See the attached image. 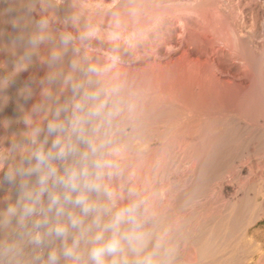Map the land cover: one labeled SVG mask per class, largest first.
<instances>
[{
    "label": "bare ground",
    "instance_id": "obj_1",
    "mask_svg": "<svg viewBox=\"0 0 264 264\" xmlns=\"http://www.w3.org/2000/svg\"><path fill=\"white\" fill-rule=\"evenodd\" d=\"M27 1L29 3V0ZM43 1L44 3L48 2L46 0ZM168 1L169 0H86L84 3L82 0L81 2L82 4L84 3L88 6L90 5V7H94L93 5H95L98 8H103L106 11L108 10L107 13L104 10V14L106 13L108 16V14L111 13L112 15H110L111 17H114V21L120 23L125 28H130L133 33V37L136 40L135 47L128 48L125 51L123 50L122 52H114L118 56L129 58L133 63L132 66L126 68L124 74H121L119 72L118 74L114 73V75H110L109 73V75L111 76V83L119 82L123 85L122 91L124 95H122L123 97L125 96L124 100L132 105V110L130 112H125L120 120L124 121L125 124H130V130L133 131L139 128L137 123L142 118L148 115L152 114L153 116L156 115L160 118H158L160 123L157 125V127H153V134L150 135L148 139H130L129 144L131 151L129 152H131V154L133 155L131 158L133 160V163L131 164L125 158L121 159L120 163L121 165L131 167L133 174L130 173L132 178H129H131L132 182H124V184L126 185V187H147L146 185L149 186L147 188H149L148 192L151 191V202L147 204V207L150 213L152 212V208H154V212L159 211L157 214L161 215L160 212H164V209L167 206L169 207V205L171 204H189L190 201H186V196L189 197L192 193L195 192L197 188H203L202 185H204V177L206 176V174L204 176V170L207 164V160L209 159L208 156L211 154L212 149L221 141H224L223 139L229 137L232 133V130H234V133H236L235 131H237L239 134L244 135L248 138V142L246 143L250 144V147L249 145L247 146L249 147V149L246 152L249 155V159L247 160L243 158L242 153L241 155L240 153L237 154V156L234 155L231 161L235 163V167L233 170L227 171V179L230 180L229 183L221 181V184H218V188L215 186L217 183L214 186L218 189V192L216 193L218 194V197L220 199V205H218V209L221 217L220 222H222V226H224L223 233L226 234L228 232H226V230L229 229L228 225L230 224V220H237V223H235V226H233V228L235 227V229L237 230L240 229L239 235L241 236V238L248 242V250L246 249L247 254L246 251L242 252L241 250H239V253L241 251L243 254H245V256L241 255V257H243L237 264H241L240 262L248 264L253 259L254 254L261 253V247L257 243L253 242L250 237L247 238V232L249 227L256 223L260 218V209L263 208L259 205L260 201H258V195L260 196L262 189H264V178L260 179L257 177V170L260 167L259 163L264 166V159L260 161L259 159L261 158L258 159L256 154L258 149L257 145L259 144V138H261V135L264 136V41L258 40L259 38L264 39V0H186L184 2H182L183 0H173L170 2ZM44 5L46 6V4ZM135 5L138 6L137 9L133 8L136 7ZM23 7H25V5ZM46 9L48 8H45L44 10L46 11ZM50 9H52V6L50 7ZM90 10H92V8ZM171 10L175 12V18L170 13ZM18 12L20 13L21 11ZM13 14H11L10 16H14ZM20 16H22L21 13ZM107 16L102 17L107 18ZM30 18L31 17H29V19ZM107 20L108 19H106V22H108ZM4 21L6 22V20ZM31 21L29 20V22ZM107 24H110V22ZM143 25L152 27L144 33H141V27ZM12 26L13 25H11V27ZM24 26L26 28V25ZM108 28L106 30H108ZM6 30L7 34H9L11 38L16 39L15 41L17 43L19 42L20 37L23 36V32L18 31L19 33H21L18 34L15 29L12 31V28H10L8 25H6ZM30 30L31 32L33 31V29ZM55 31L57 30L55 29ZM0 33L3 32L0 31ZM107 33L109 34V32ZM27 34L26 36L28 37ZM141 35L144 37L143 43L140 40ZM33 37H35V34L33 35ZM215 39H218L221 42L223 48L219 47L220 45L218 46L219 48L215 46L214 42H217V40L215 41ZM19 43V45L17 44V48L19 47L21 49H24L25 47L22 45L23 43ZM47 43H41L39 45V48H37L40 50V54L38 53V60L36 58L38 64L34 69V76H41V72L44 69L42 68V66L45 64H43L44 54L48 53L46 52V47H48V45L45 46ZM140 46L141 51L138 50ZM19 48L18 50H20ZM26 49L22 51L28 52V50ZM166 50L169 51V53H167ZM140 53L144 54L146 57L144 56V58L141 59L133 57L135 54L137 55ZM164 53L166 56V59L164 61L156 60L153 57L151 58V55L162 57L164 56ZM20 55H22V53ZM23 55H25V53ZM48 61L47 63H49ZM50 68L49 71H51ZM111 74H113V72ZM57 86H59V84ZM40 92H42V90ZM148 104H152L151 108L147 107ZM46 111L48 112V110ZM32 119L34 118L32 117ZM241 135H239V137ZM119 146L123 149L120 154L121 156L123 155V153H128L126 147L129 146H126L123 143ZM146 156H149V158H146ZM151 176L154 178L152 179ZM157 178H159L161 182L156 183ZM247 186L249 187L248 192L244 191V187ZM12 188L13 190H15L14 187ZM204 189L200 190L199 193L195 195V198L191 200V202H198L200 203V206L205 205V202L207 200L206 197H208L209 193L207 194ZM126 193L127 192H125V194ZM116 194H118V192ZM247 199H249L252 204V209H250V211L248 210L249 213L248 211L245 212V200ZM125 200L126 199H124V201ZM124 201L123 203H125ZM120 204H122V202ZM1 212L3 211L1 210ZM174 213H170L169 217H167L168 220L166 222L172 228L176 229L180 225L179 217L181 218L182 216H177ZM191 214L192 213L190 212V214L185 218L192 217ZM0 216H4V214ZM194 217H196L195 213ZM200 218L201 217H197V226L195 225V223L194 225L196 227L193 230L191 229V231H197L200 224L204 222V219ZM188 221L191 220L189 219ZM181 223H183V221H181ZM206 223L208 225V222ZM190 226L189 227L192 228L193 225ZM169 231L171 233L170 229ZM183 233H181L180 236ZM161 236L163 237V234ZM175 236H178V234ZM185 236H187V234ZM172 237L174 236L172 235ZM210 241H213V239L210 238V233L209 235L206 234L204 236L197 234L193 239H185L183 242L180 241L181 243H178L179 245H177L176 248L174 247V252L172 250L173 253L171 252L172 254H170V264L174 262L176 264H201L204 262L205 264H231V262H234V264L236 263L234 259L237 258V256L233 257L235 256L233 254L237 252L236 250V252H234L233 250L229 252V250H227V248L225 247L224 251H228V253H225L223 249L220 248L224 253L216 255V253L218 254L220 249L218 248V246L215 247L213 245V247H209L208 243ZM176 249H178V252L176 251ZM179 250L182 252V254L176 255L175 252L179 253ZM239 253L238 257L240 256ZM239 259L240 258H237V260Z\"/></svg>",
    "mask_w": 264,
    "mask_h": 264
},
{
    "label": "rangeland",
    "instance_id": "obj_2",
    "mask_svg": "<svg viewBox=\"0 0 264 264\" xmlns=\"http://www.w3.org/2000/svg\"><path fill=\"white\" fill-rule=\"evenodd\" d=\"M19 1H21V2H19ZM37 1L34 0V3H33V0H31V3H32L31 4L30 0H29V3H28L27 0H7V1L6 0H0V28H1L0 31L3 32V33H0V154L8 153V150H9L11 144L14 143V142H21L22 141L24 143V144H22V147L19 150H17L15 153L10 154L9 159H8L6 164L0 166V179H2L4 172H6L8 170V168L13 167L14 165L20 163L22 158H23V156L27 155L30 150H32L34 147H40L42 145L43 139L47 135V133H46L47 123L54 119L53 113H54L55 108L58 107L59 105H63L65 103H69V102L72 101L73 93H72V90H71V86L69 84L67 85V84L64 83V79L65 78H67L68 76H71L74 81H81V80H84L86 78L84 73L81 70L82 69H86L89 65H93L94 64L96 66L98 65V66H101V67L102 66L111 65L112 66L111 70L108 73H106V75H103L101 77H90V78H92L94 80H98L99 81V84L97 86H105V85L111 84V81H110L111 80L110 79L111 76L110 75H114V73L118 74L119 72L121 74L122 73L124 74L125 69L131 67L132 64H133L132 61L129 58H124V57L118 56V55H116L114 53V52H119V51L122 52L123 50L125 51L128 48L135 47L136 40L133 37V33H132L130 28H125L120 23H117L116 21H114V17L113 16L111 17L112 14L110 12L109 13L111 15L108 14V16H107L106 13L108 12V10L106 11L103 8H98L95 5H93L94 7H92V6L90 7V5L88 6L87 4H84L86 0H83V2H84L83 4L81 3L82 0L81 1L80 0L79 1L78 0H66V1L62 0L63 2L61 0H59V1L58 0H52V1L51 0H46V1H48L47 3H44L43 0H37ZM40 1H42V2H40ZM170 1H173V0H169L168 2H170ZM184 1H186V0H183L182 2H184ZM35 2H36V4H35ZM20 3H21V5H20ZM43 3L46 4L47 7ZM53 3L55 4V7H54ZM60 3H61V5H60ZM66 3H67V5H66ZM24 5H25V7H23ZM51 6H52V9H50ZM135 6L136 7H133V8L137 9L138 6L137 5H135ZM23 8H25V9H23ZM45 8H48L49 10L46 9V11H45L44 10ZM91 8H92V10H90ZM104 10L106 11L105 14H104ZM18 11H21L20 13H21L22 16H20V13ZM13 12H14V14H13ZM94 12H95V14H94ZM99 12L103 13L104 15L100 14ZM173 12L174 11L171 10L170 13L175 18L176 15H175V12L174 13ZM11 14H13L14 16H10ZM83 14H85L86 16L83 15ZM142 14H144V13H142ZM28 16L31 17L32 19L31 18L29 19ZM93 16H94V18H93ZM102 16L103 17L107 16V18H103ZM4 17H6V18H4ZM12 17H14V18H12ZM18 17H20V18H18ZM10 19H12V20H10ZM106 19H108L107 20L108 22H106ZM4 20H6V22ZM13 20L15 22H17V20H18V22L16 23L15 27H13V26L11 27V25H13V22H14ZM29 20L30 21L32 20L31 22L33 24L31 22H29ZM41 20H44V21L47 22V25H46L47 27L44 28L43 30H40L37 27ZM96 21H98V22H96ZM9 22L11 23V25H10ZM109 22H110V24H107ZM6 25H8L10 28H12V31L15 29V31L18 34H21L19 32H23L22 33L23 36L20 37V39L19 38L18 39H19V42L23 43L22 45L25 47L24 49L27 48L26 50H28V52L26 50H25L26 52L22 51L24 49L23 48L21 49L19 47L18 48L20 50H18L17 46L20 43L19 42L17 43L15 41L16 39L11 38V36L9 34H7ZM24 25H26V28H25ZM28 26H30V27H28ZM95 26L98 27V28H96ZM144 26L145 25H143L141 27V31H142L141 33H144L145 31L149 30L152 27V26H148V25L145 26V27ZM143 27H144V29H143ZM47 28H48V30H47ZM107 28H108V30H106ZM30 29H33V31L31 32ZM55 29L57 31H55ZM128 29H130V30H128ZM53 31H55V32H53ZM163 31H164V29H163ZM27 32H28V34H27ZM34 32H36V33H34ZM107 32H109V34ZM112 32H114V33H112ZM29 33H32L33 35L35 34V37H37V38L38 37H43V40H42L43 42L41 41L37 46L32 47L27 42V41H29L31 39V37L33 38V35L29 34ZM88 33H92V35H90V36L86 35ZM94 33H95V35H94ZM128 33H130V34H128ZM26 34L28 35L29 39L26 36ZM46 34H47V36H46ZM65 35L67 37H70V39H69L67 44L63 43V41H62V38L66 37ZM96 36H98V37H96ZM99 36H101V37H99ZM23 37L25 38V40H24ZM72 37H73V39H72ZM82 37H85V38H82ZM86 37H87V39H86ZM110 37H113V38H110ZM18 39H17V41H18ZM140 40H141L142 43L144 42V37L142 35L140 36ZM216 40H217V42L216 43L214 42L215 46L218 47L220 45L219 47L223 48L221 42L218 39H215V41ZM258 40H263L264 41L263 38H259ZM50 41H52V42H50ZM95 42H96V44H95ZM41 43H44V44L47 43L45 46L48 45V47H46V52H48L49 55H48V53L47 54L45 53L46 55L44 54L43 64L44 63L45 64L42 66V68H44V69L41 72L42 73L41 76H39V75L34 76L35 75V70L34 69L36 68V66L38 64V61H36V58L38 60V55L40 54L39 53L40 50L37 49V48H39V45ZM55 43H56V46H55ZM24 44H26L28 46H26ZM119 45H120V47H119ZM51 46H52V48H51ZM47 48H49V49H47ZM54 48H56V49H54ZM111 49H112V51H111ZM140 49H141V46L138 48V50L141 51ZM167 50H169V49H167ZM167 50H166V52L169 53V51H167ZM21 53H22V55H20ZM24 53H31L33 55V56L31 55V61L30 62H24V63L20 62L21 61L20 58H22L24 56L23 55ZM58 53L60 54V56H61L60 58L61 59L53 62L52 61L53 54H58ZM85 54H86V56H85ZM103 56H105V57H103ZM144 56H145L144 54L140 53V54H137V55L135 54L133 57H137V59H141V58H144ZM152 57L155 58L156 60H161V61L162 60L164 61L166 59L165 53H164V56H162V57H159L157 55L156 56L155 55H151V58ZM89 58H90V60H89ZM91 58H92V60H91ZM94 58H95V60H94ZM44 60H45V62H44ZM46 60L47 61L50 60V61H48L50 64L47 63ZM105 60H108V61H105ZM73 62H76V64H77V67L75 69L72 66ZM123 62H125V63H123ZM50 66H51V68H50ZM49 68L51 69L52 72L49 71ZM49 72H51V73H49ZM112 72H113V74H111ZM52 73H53L54 76L57 77V80L54 83L49 84L48 77H49V75H52ZM109 73H110V75H109ZM25 78H28V79H25ZM34 83H35V85H34ZM54 84H55V86H54ZM58 84H59V86H57ZM25 88L30 89L31 92H32V96L29 99H27V101H25V99L23 97V93H24ZM41 90H42V92H40ZM44 92H46V93L50 92L51 96L53 97V99L49 100V101H46L45 100V94L46 93H44ZM122 94H123V91H122ZM123 95H122V97H123ZM124 98H125V96L123 97V99ZM60 103H62V104H60ZM39 104H46L45 110L34 113L32 109L34 108V106L39 105ZM151 106H152V104H150V105L148 104L147 107L151 108ZM46 110H48V112ZM125 112H128V111H125ZM29 114H30V116H29ZM39 114H41V115H39ZM65 115H68V114L62 113L61 114V119H63L65 117ZM32 117L34 119H32ZM158 118H159V116H156V115L153 116L152 114L142 118L137 123L139 128L135 129L133 131L130 130V124H128V123L125 124L124 121L120 120L119 123H118V126H117V130H116L117 134L115 133L116 134L115 138H116V141H117V145L119 146L120 144L123 143V144H125L126 146H129V147H126V150L128 151V153H123L122 156L119 155L116 158L119 159L120 161H121V159L125 158L132 164L133 160L131 158H132L133 155L131 154V152H129V151H131L130 150V144H129L130 139H132V138L148 139L149 136L153 134V127H157V125L160 123L159 122L160 118L159 119ZM122 122L124 123V126H123ZM30 123H31V126H30ZM32 124H33V126H32ZM152 124H153V126H152ZM31 127H32V129L35 128V127H41L43 129H45V131L41 133V136H43V135L44 136L43 137L40 136L39 137L40 139H38V141H37V143L35 145L30 143V141H31V130H32ZM231 132H230L231 134L229 133L230 136L225 138L227 140L223 139L224 141H221L218 145H216L212 149L211 154L208 156L210 160L209 159L207 160V164H206L205 170H204V176H205V174H206V176L204 177L205 181L203 183L204 185H202L203 188L202 187L201 188H197L195 190V192L192 193L189 197L186 196V201H188V202L190 201L189 204H184V205L183 204H180V205L171 204V205H169V207L167 206L164 209V212H162V211L160 212L161 215L157 214L159 211L158 212H154V208L151 209L152 218H153V221H154L155 227H156L155 228V231H156L155 235H156L157 238L158 237L160 238V236L163 234L164 238L162 236H161V238H163V241L165 242V245L167 244L166 247L169 248L170 254H172L174 252L176 246L179 245L181 242H183L185 239L186 240L187 239L190 240V239H193L197 234H199L201 236H204L206 234L209 235V233H210V238L213 239L212 242L210 241L208 243L209 247H211L213 245L215 247L218 246V248L219 249L220 248L223 249V251H224L225 247L227 248V250H229V252L232 251V250L234 252L237 251L236 253L233 254V255H235L233 257L237 256V258H240V259L237 260V258H235L236 259V260L234 259V261H236L235 264H237V263H239V261H241V259L243 257V256L241 257V255L245 256V254H243L242 252L246 251V254H247L248 242L246 240H244L243 238H241V236L239 235L240 234V232H239L240 229L237 230V229H235V227L233 228V226H235V223H237V220H234V219L230 220V224L228 225L229 229L226 230V232L227 231L228 232L226 234L223 233L224 226H222V222H220L221 221V217H220V213H219V209H218V207H219L218 205H220V199L218 197V194L216 193V192H218L217 188L221 184V181L229 183L230 180L227 179L228 178L227 177L228 176L227 175V171H231L235 167V163H233L231 161L232 158L234 157V155L237 156V154L240 153V155H241V153H242L243 154L242 155L243 158H245L247 160L249 159V155L246 153L247 150L250 147V144L246 143V142H248L247 141L248 138L245 137L244 135L239 134L237 131H235L236 133H234V130H232ZM237 134H239L241 136L239 137V135H237ZM29 135H30V137H29ZM23 137H24V139H23ZM230 137H231V139H230ZM260 137L261 138H259V144L257 145L258 149L256 147V149H257L256 156H257L258 159L261 158L259 160L262 161L264 159V136L261 135ZM55 138H56L55 136H47V141L48 142H47V144H44L43 147L46 150L51 148L52 141ZM244 142H245L246 145L244 144ZM233 143H234V145H233ZM248 145H249V147H247ZM27 147L30 148V149H28ZM259 150H260V152H259ZM262 154H263V156H262ZM146 158H149V156H146ZM53 163L58 167V169L62 173L64 164H71V161L70 160L69 161H65V162L54 161ZM122 166L125 169V174H124L123 177H112V179L106 177L105 181H104L110 188H112L113 190L115 189L114 190L115 193L118 192V194H116V197L118 198V199H116V207L117 206L118 207H120V206L122 207V206L125 205V203L128 202V200L126 198L127 197V193L125 194V192H127V190H126L127 187L124 184V182H126V183H128V182L131 183L132 182L131 174H133V173H132L131 167L130 166H126V165H122ZM259 166L260 167L257 170L258 171L257 172V174H258L257 177L260 178V179H263L264 178V166L261 165L260 163H259ZM129 177H131V178H129ZM127 178H129V179H127ZM151 178L153 179L154 177L151 176ZM34 180H35L34 177L31 178L30 183H34ZM157 182H161V180L159 178H157L156 179V183ZM209 183H211V184H209ZM119 184H121L122 186L119 185ZM146 186L149 187L148 185H146ZM12 187H14L15 190H13ZM147 187H144V186H139L138 187L137 186L136 188H137V190L139 189V192H140L141 196L143 195L142 197L145 200H147V204H149V202H151L150 201L151 191L148 192L149 188H147ZM248 188H249L248 186L244 187V191L248 192V190H249ZM202 189H204V191L207 194L208 193L209 194H208V197H206L207 198V200L205 202L206 204L200 206V203H198V202L195 203V201L191 202V200H193L195 198V195H197L199 193V191L202 190ZM15 191H17V190H16V187L13 186V185H9L7 183L0 184V213H1L0 215H3V214L5 215L9 205H11V204L15 205L14 202L16 203L17 198H18V193L15 192ZM209 191H211V192H209ZM214 191H215V193H214ZM146 193H147V195H146ZM125 195H126V197H125ZM10 196H12L13 198L10 197ZM92 198L93 199H97L98 197L96 196V194H93ZM124 199H126V200L124 201ZM208 199H209V201H208ZM8 201H9V203H8ZM118 201H120V202H118ZM123 201L125 203H123ZM249 201H250L249 199L245 200V212H247L248 210L250 211V209H252L251 201L250 202ZM258 201H260V203H259L260 207H263V208L260 209V218L257 220L256 223H254L252 226L249 227L248 232H247V238L250 237L253 242L257 243L261 247V253L260 254L259 253L254 254L253 255V259L248 264H264V214H263V209H264V189H262V191L260 193V196L258 195ZM121 202H122V204H120ZM44 203H45V205L47 204V196L44 197ZM193 204H194V206H193ZM261 204H262V206H261ZM6 206H8V207H6ZM213 208H215V209H213ZM3 209H5V210H3ZM186 209H187V211H186ZM1 210L3 212H1ZM69 211H73L76 214H79V209H75V208L69 207ZM188 211H189V213H188ZM249 211H248V213H249ZM171 212L176 214L177 216H179V215L182 216L181 218L179 217V220H180V225L179 226L180 227L178 226V228H176V229L172 228L166 222L168 220L167 217H169ZM190 212L192 213L191 214L192 217L185 218L187 215L190 214ZM194 213H195L196 217H194ZM0 217H2V216H0ZM163 217H164V219H163ZM197 217H201L200 219H204V222H202L200 224V226L198 227L197 231H191V229L193 230L197 226V222H196ZM42 218H43L42 216L36 215V216L32 217L31 219L33 221H35V220H41ZM189 219L191 221H188ZM49 220H50V224H54L55 223V218L54 217L50 216ZM87 220L90 221L91 217H88ZM181 221H183L184 224L181 223ZM184 221H186V222H184ZM205 221L208 222V225H207V223ZM13 223H14L12 225L13 227L12 226L9 227L10 229L9 228L8 229L7 228L0 229V244L11 242L15 238V232L18 230L17 229L18 226L16 225L15 222H13ZM189 224L193 225L192 228H190L191 226ZM205 225H207V226H205ZM162 228H165V229H162ZM180 228L181 229L183 228L182 229L183 231ZM167 229H168V231H167ZM169 229L171 230V233H170ZM211 229H213V230H211ZM180 230H181V232H180ZM40 231L43 232L44 230L41 229ZM164 231H166V232H164ZM183 232L185 233V235L187 234V236H185ZM230 232H232V233H230ZM181 233H183V234L180 236ZM177 234H178V236H175ZM172 235L174 237H172ZM191 236L192 237L194 236V237L192 238ZM182 237H184L185 239L182 238ZM172 238H174L175 241ZM231 239H233V240H231ZM68 242L69 243L71 242V238H69ZM221 242H222V244H221ZM172 243H174V244H172ZM224 243H226V244H224ZM215 244H217V245H215ZM61 246H62V241L60 239H57V238H54V237L53 238H47L46 244L44 246H42V247H39V248H37V247H35L33 245H26L24 247V256H23L22 264H30L31 257L33 255H35V254L42 255L43 258L46 260L47 257H48L49 252H51L53 250H57L58 251L61 248ZM242 247H243V250H242ZM221 249H220L221 253L219 251L218 254L216 253V255L223 254L224 252L228 253L227 250L223 252ZM172 250H173V252H172ZM239 250L242 251V252L240 251L241 254L239 253ZM176 251L178 252V249H176ZM177 252H175L176 255H181L182 254V252L180 250H179V253H177ZM238 253L240 255L239 257H238ZM257 257H259V258H257ZM174 263H171V264H174ZM240 263L242 264L243 262H240ZM59 264H69V262L68 261L66 262L63 258H61ZM201 264H205V262L201 263ZM216 264H219V263H216ZM231 264H234V262H231Z\"/></svg>",
    "mask_w": 264,
    "mask_h": 264
},
{
    "label": "clouds",
    "instance_id": "obj_3",
    "mask_svg": "<svg viewBox=\"0 0 264 264\" xmlns=\"http://www.w3.org/2000/svg\"><path fill=\"white\" fill-rule=\"evenodd\" d=\"M46 25L41 20L37 27L43 30ZM69 39L66 36L62 41L67 44ZM42 40L43 37H33L28 44L35 47ZM59 59V54H53V62ZM30 61L31 53H25L20 62ZM72 66L75 69L76 62ZM111 67L89 65L81 70L84 80L74 81L71 76L64 79L71 86L72 101L55 108L42 145L30 150L0 179V184L13 185L18 193L15 205L0 217V229L11 227L13 222L18 226L15 238L0 244V264H22L26 245L39 248L53 237L62 241L61 248L49 252L46 260L40 254L33 255L30 264H59L61 258L69 264H170V250L163 238L156 237L147 201L137 188L128 186V202L116 207V193L104 182L106 177L125 174L116 158L123 149L117 145L115 133L122 115L132 110L122 97V84L97 86L99 81L90 78L105 75ZM56 80V76L49 75V84ZM31 95V90L25 88V101ZM52 99L50 92L45 94L46 101ZM45 108L46 104H39L33 112ZM62 113L68 115L61 119ZM44 131L33 128L30 143L35 145ZM47 136L56 138L46 150L43 145L48 142ZM22 144L14 142L8 153L0 154V166ZM69 160L71 164H64L62 173L53 163ZM33 177L34 183H30ZM93 194L98 198L93 199ZM69 207L79 209V214L69 211ZM36 215L43 218L33 221ZM50 216L55 218L54 224H50Z\"/></svg>",
    "mask_w": 264,
    "mask_h": 264
}]
</instances>
